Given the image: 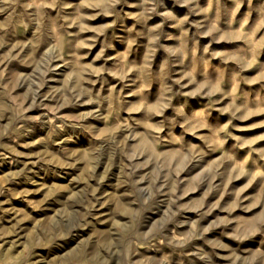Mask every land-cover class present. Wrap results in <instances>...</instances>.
<instances>
[{
    "label": "rangeland",
    "instance_id": "374dc122",
    "mask_svg": "<svg viewBox=\"0 0 264 264\" xmlns=\"http://www.w3.org/2000/svg\"><path fill=\"white\" fill-rule=\"evenodd\" d=\"M0 264H264V0H0Z\"/></svg>",
    "mask_w": 264,
    "mask_h": 264
}]
</instances>
